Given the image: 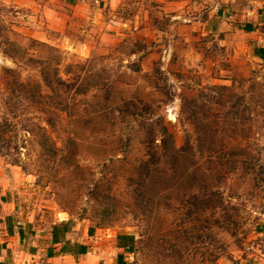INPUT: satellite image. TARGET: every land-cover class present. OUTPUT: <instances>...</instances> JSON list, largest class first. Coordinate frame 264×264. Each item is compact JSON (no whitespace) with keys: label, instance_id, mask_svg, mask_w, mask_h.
I'll return each instance as SVG.
<instances>
[{"label":"rangeland","instance_id":"1","mask_svg":"<svg viewBox=\"0 0 264 264\" xmlns=\"http://www.w3.org/2000/svg\"><path fill=\"white\" fill-rule=\"evenodd\" d=\"M232 1L120 0L86 36L0 0V171L26 230L65 214L108 264L119 235L126 264H264V62L226 29ZM162 126L194 179L143 168Z\"/></svg>","mask_w":264,"mask_h":264},{"label":"crops","instance_id":"2","mask_svg":"<svg viewBox=\"0 0 264 264\" xmlns=\"http://www.w3.org/2000/svg\"><path fill=\"white\" fill-rule=\"evenodd\" d=\"M19 3L27 25L47 33L82 32L88 36L89 28L100 23L101 6L114 9L120 0H19ZM230 4L227 15L219 12L225 14L226 29L234 28L241 33L254 59L264 62V0H245L241 6L234 1ZM67 39L71 43V38ZM8 187L10 184H3L0 171V264H108L107 242L96 237L95 231L90 233L87 228V232H80L81 224L72 221L66 233H53V227L71 221L65 214L58 215L46 233L26 230L15 216ZM111 243L114 250L124 252L117 246V237ZM79 247L86 248L85 254H80Z\"/></svg>","mask_w":264,"mask_h":264},{"label":"trees","instance_id":"3","mask_svg":"<svg viewBox=\"0 0 264 264\" xmlns=\"http://www.w3.org/2000/svg\"><path fill=\"white\" fill-rule=\"evenodd\" d=\"M125 106H129L128 103H126ZM194 115V111L191 113ZM135 114H133L134 116ZM139 115V114H138ZM136 116V115H135ZM136 118V117H135ZM161 135L159 136L161 139L158 143L153 138V132L150 131L148 136V141H144L142 144L146 147L148 154V161L143 164V168L147 169L150 166H159L162 161H169L170 167L172 168V171L175 173H178L181 177L178 178V180L185 178V177H195V174L197 173V169L195 168V164L191 163V167L187 166V163L192 162V151L190 150L191 147H189V143H185L181 147H176L174 135L168 131V129L164 126L160 129ZM166 164V163H165ZM193 170V171H192ZM163 173V172H162ZM195 198V196H194ZM71 225V222L67 224H63L60 227H53V233H60L63 234L66 233L69 230V227ZM93 229H89V232L91 233ZM117 246L118 248H121L124 250V253L131 254L134 252V246H135V238L132 235H119L117 237ZM80 254H85L86 248L85 247H79ZM116 264H126L124 261V255L120 254L117 257V263Z\"/></svg>","mask_w":264,"mask_h":264}]
</instances>
